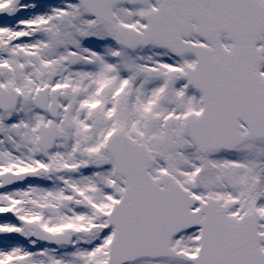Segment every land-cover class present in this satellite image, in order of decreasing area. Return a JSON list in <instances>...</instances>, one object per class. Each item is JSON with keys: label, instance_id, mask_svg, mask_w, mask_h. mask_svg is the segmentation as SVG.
<instances>
[{"label": "snow or ice", "instance_id": "1", "mask_svg": "<svg viewBox=\"0 0 264 264\" xmlns=\"http://www.w3.org/2000/svg\"><path fill=\"white\" fill-rule=\"evenodd\" d=\"M0 264H264V0H0Z\"/></svg>", "mask_w": 264, "mask_h": 264}]
</instances>
